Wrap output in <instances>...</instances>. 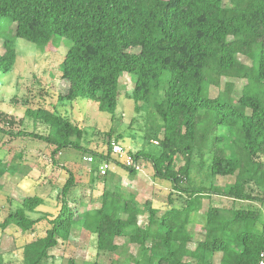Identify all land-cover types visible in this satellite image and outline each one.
<instances>
[{
  "label": "trees",
  "instance_id": "16d2710c",
  "mask_svg": "<svg viewBox=\"0 0 264 264\" xmlns=\"http://www.w3.org/2000/svg\"><path fill=\"white\" fill-rule=\"evenodd\" d=\"M4 17H10L15 28L0 32V71L14 69L17 37L43 51L56 35L70 38L72 45L60 63L67 92L58 94L53 108L26 110L35 121L49 126V133L2 126L0 132L14 139L28 136L44 141L54 147L52 155L68 148L85 149L80 142L82 126L59 106L82 98L115 114L122 73L135 74L126 96L134 100L136 111L159 120L158 128L146 136L148 143H158L130 154L137 161L150 162L155 177L172 185L167 208L157 216L159 207L124 189L120 175L110 183L107 175L100 176L105 161L130 175L138 171L113 157L108 133L105 152L84 150L94 158L85 173L62 166L67 176L60 185L54 216L29 215L45 203L43 196L32 193L0 222V231L16 225L28 233L46 221L45 233L23 246L24 264L44 263L60 241L69 239L74 227L95 237L98 254L116 253V239L128 235L140 255L148 257L147 262L135 260V264L259 261L264 251L259 210L237 209L229 217L221 207L210 206L204 212L203 238L195 240L187 227L193 222L192 213L212 194L264 202L260 158L264 154V0H0V22ZM235 80L244 81L240 89ZM212 87L220 89L216 96L210 95ZM5 148L13 150L12 145ZM197 157L201 165L207 162L209 185L192 179ZM17 164L0 158V178L15 174ZM218 177L234 180L217 186ZM98 178L104 186L95 196ZM252 185L258 188L257 195ZM142 216L147 217L144 224ZM191 242H196L193 248ZM63 264L78 263L70 258Z\"/></svg>",
  "mask_w": 264,
  "mask_h": 264
},
{
  "label": "rangeland",
  "instance_id": "374dc122",
  "mask_svg": "<svg viewBox=\"0 0 264 264\" xmlns=\"http://www.w3.org/2000/svg\"><path fill=\"white\" fill-rule=\"evenodd\" d=\"M15 24L10 17H4L0 22V32H9ZM72 45V40L66 36L56 35L51 40L46 51L24 38H16L17 59L14 69L9 72L0 71V126L7 130H26L48 134L50 127L35 121L26 114L28 107L38 108L45 106L53 108L57 104L59 93H65L68 83L61 79L60 63L65 53ZM0 52H3V40L0 38ZM242 60L250 63V60L240 56ZM136 75L124 72L121 79V92L115 114L101 111L98 104L89 99L78 98L72 105H60L62 112H69L71 118L80 124L84 130L81 144L85 149H94L105 152L108 148V133H111V141L116 140L124 144L126 149L133 153L145 148L150 149L158 141H147V135L158 128L159 120L150 118L146 111H136L135 102L126 96L135 83ZM236 88L243 85L242 80H235ZM220 89L212 87L211 96H216ZM223 130H225L223 128ZM121 135L122 137H119ZM118 138V139H117ZM5 145H12L10 152ZM53 146L50 144L29 138L28 136L14 139L12 136L0 132V158L10 161L14 159L18 164L15 174L6 173L0 178V222L11 212L21 206L23 198L29 194L37 193L45 198V203L33 213L32 218L42 216H54L59 209L58 193L60 185L65 181L69 169L85 173L92 166V161L87 157L92 154L85 149L68 148L52 155ZM21 154V158L18 157ZM113 157H116L113 155ZM264 160V154L260 157ZM109 162L110 167L105 173L100 172V167ZM99 167V175H107L108 182L120 175L119 184L128 191L136 192L141 202L151 200L159 207L157 216H161L167 208V195L172 190L171 182L155 177L152 164L140 160V169L136 175L128 174L112 161H105ZM112 173V175H111ZM110 174V176H109ZM207 162L200 164V157L196 158L192 168V179L195 183L209 185ZM98 180H100L98 178ZM233 177H218L214 182L217 186L232 182ZM103 182L97 181L95 196H99ZM251 191L257 195L258 188L252 185ZM210 206L221 207L227 216H232L237 209H254L261 212V229L264 223V202L259 200H239L225 195L212 194L210 198L202 200L201 209L193 212V222L187 229L194 234L195 240L204 237V212ZM147 222V217H141V223ZM47 223L45 220L37 225V229L28 233L23 232L16 225L9 226L5 231H0V264H24L23 246L39 235L45 233ZM119 250L116 253L108 252L98 254L95 237L84 233L79 227H74L71 236L66 241L51 250V256L42 264H63L70 258H74L78 264H93L94 262L113 264H135V260L141 263L148 261V257H142L135 243L129 236H121L116 239ZM196 242H191L193 248ZM219 257V255H218ZM217 258V257H216Z\"/></svg>",
  "mask_w": 264,
  "mask_h": 264
},
{
  "label": "built area",
  "instance_id": "2783aa9c",
  "mask_svg": "<svg viewBox=\"0 0 264 264\" xmlns=\"http://www.w3.org/2000/svg\"><path fill=\"white\" fill-rule=\"evenodd\" d=\"M111 147H112V154L118 158H121L124 160L125 164L129 167H133L135 169H140V164L137 160L134 159V157L129 153V151L126 149L124 144H122L119 141L113 140L111 141ZM88 160L92 161L93 156H85ZM109 162H105L103 165H101L100 170L102 173H105L106 170L110 167ZM256 264H264V251L261 253L259 261Z\"/></svg>",
  "mask_w": 264,
  "mask_h": 264
},
{
  "label": "bare ground",
  "instance_id": "6f19581e",
  "mask_svg": "<svg viewBox=\"0 0 264 264\" xmlns=\"http://www.w3.org/2000/svg\"><path fill=\"white\" fill-rule=\"evenodd\" d=\"M101 172V171H100Z\"/></svg>",
  "mask_w": 264,
  "mask_h": 264
}]
</instances>
